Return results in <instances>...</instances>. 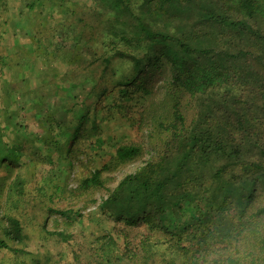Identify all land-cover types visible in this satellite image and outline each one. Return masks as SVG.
I'll return each mask as SVG.
<instances>
[{
	"label": "trees",
	"instance_id": "trees-1",
	"mask_svg": "<svg viewBox=\"0 0 264 264\" xmlns=\"http://www.w3.org/2000/svg\"><path fill=\"white\" fill-rule=\"evenodd\" d=\"M17 2L21 8L12 5ZM8 4L10 8L0 10V173L8 170V176L3 172L0 177L5 179L1 199L20 204L32 178L30 171L28 177L19 173L9 182L13 174L9 164L72 165L71 153L83 138L105 144L96 131L101 120H108L104 111L114 106L116 98L136 101L146 73L168 71L165 96L159 103L150 95L147 109L146 97L139 95L136 102L146 109L143 122L151 119V159L125 176L99 205L115 222L143 226L148 232L136 244L126 236V253L120 260L205 264L209 236L226 218H264V0H112L108 20L90 23L87 16L80 17V29L69 19L57 24L51 20L55 32L49 38L46 34L52 26L46 30L40 26L35 37L47 43L51 39L43 51L36 39L24 43L17 33L16 19L24 15V8L29 13L36 10L37 1ZM59 26L75 33L74 45L68 47L72 58H60L63 48L48 51L56 45L52 38L62 31ZM87 30L97 36L96 44L101 41L99 47L85 40ZM61 61L83 68L84 78L54 72ZM20 80L27 84L24 93L14 88ZM85 85L90 86L88 97L95 101L79 108V94L74 91ZM59 96L72 101L50 106ZM20 97L27 101L21 103ZM103 98H109L108 104L98 111ZM48 99L52 108L44 115ZM60 106L67 120L57 118ZM30 111L45 130L43 137L34 135L25 144L18 120L21 113ZM4 129L13 133L9 143ZM146 152L143 144L119 145L112 159L91 168L78 188L81 192L104 188L106 173ZM53 170L52 178L46 177L39 188L42 198L52 202L71 192L62 174L66 169ZM50 210L67 218L75 214ZM4 218L0 217V224L6 239L0 238V245L19 251L27 239L23 222L12 214ZM109 234L104 254L116 247Z\"/></svg>",
	"mask_w": 264,
	"mask_h": 264
},
{
	"label": "rangeland",
	"instance_id": "rangeland-1",
	"mask_svg": "<svg viewBox=\"0 0 264 264\" xmlns=\"http://www.w3.org/2000/svg\"><path fill=\"white\" fill-rule=\"evenodd\" d=\"M9 1L11 0H4L3 2H6L5 5L2 4V0H0V10L10 8L8 4ZM36 1V10L30 11L29 13L27 9L24 8V15L16 19V24L18 27L17 33L19 37L22 38L23 42L30 43L29 41L31 39H36V44L41 51L44 50L47 44H50L51 39H49L47 43L46 39L35 37L36 31H38L40 26L44 27V30L47 29V25L49 27L52 26V28L49 29L51 31H47L46 34L49 38V33L55 32L52 22L57 24L60 22L59 20L63 21L64 19H69L68 21L79 26L78 19L80 17L87 16L86 18L90 19V23L108 20L109 15L107 12L111 11L110 5L112 3V0ZM12 5L21 8L18 2ZM51 20L53 21L50 22ZM32 23L37 26L36 30H34L31 25ZM57 29H62L63 32H58V35L52 38L56 45L48 48L49 53L55 48H63L60 58H72L73 56L70 55L72 50H69L68 47H73L74 42L71 37H73L75 33H71L69 31L70 29H66L64 26H59ZM100 32L98 36H101ZM85 36H87L85 39L86 41L90 40L91 43L96 44L94 39L97 38V36H95L92 31L87 30ZM100 42H97V47L100 46ZM86 50L87 49H84V51ZM86 56V54L83 55V57ZM41 60L43 61L42 57ZM56 64L58 68L55 69L54 72H57L61 76L67 75L71 77L74 74L80 76L79 80L84 78L83 68H71L62 61L56 62ZM50 73L53 74V72ZM167 73L168 71L161 73L160 71H152L146 73L143 77L146 78L144 86L137 90L136 101L134 102H131V100H122L123 98H116L114 106L104 111L105 117H108V120H101L100 128L96 131L99 137L105 141V144L100 146L95 142L96 140L83 138L80 140L79 144L77 143L78 146L76 145L71 153L70 158L72 159V165H65V162L63 164L53 165L45 161H42V163L39 161L31 162L27 166H22L18 163L9 164L10 169L13 171V174L9 176V182H12L19 173L28 177L31 173L30 171H32V178L27 184L26 199L17 206H13V203H9L6 198L1 199L2 195L0 194V201H2L0 202V217L4 218L6 215L12 214L20 218L23 222L27 239L20 245L23 247V250L21 249L19 251L0 245V264H130L125 258H123V261L119 258L126 253L124 238L127 236L131 239V242L136 244L142 237L147 235L148 232L146 228L143 226L131 227L117 223L103 212L99 208V205L107 198L110 190H113L125 176L136 172L151 159L152 154L149 151H151L152 147L148 140L151 119L146 118L145 122H143L142 119L148 103L150 102H148V95L154 98L157 103L165 96L164 79ZM14 88L24 93L27 89V84L25 81L23 82L20 80L15 83ZM89 90V85L80 86L75 89L74 93L76 95L79 94V108H86L95 101L92 96L88 97L87 92ZM139 95H141V97H146L143 98V100L145 99L146 101L144 105L146 109L144 111L142 107L136 104ZM114 96L115 94H113L111 98ZM23 100H25V102L27 101L25 97H20L21 103ZM49 101L51 100L48 99L45 101L47 104H44L45 110L42 112L44 115H48L47 112L52 108L50 106H53V103L60 105L63 102L68 104L72 99L59 96L51 101L52 103H50V106L48 105ZM108 101L109 98H103L98 103V111L102 110L108 104ZM64 112L65 108L58 111L57 118L60 121L67 120V118H63ZM100 117L102 118L101 115ZM69 119L71 118L69 117ZM18 122L21 123V126L24 128V130L21 128V134L24 132L26 135L25 138H22L25 144L27 143V139L34 137V135H38L39 137L44 136L45 127L36 120L33 112L21 113ZM4 133L6 135L4 140H7L6 142L9 143V138L13 133L8 129H4ZM130 143L143 144L147 152L142 158L121 167L119 170L106 173L105 177L107 182L104 188H94L87 192L80 191L78 188L79 184L83 178L90 174L91 168L100 162L111 160V153H113L119 145ZM10 145L13 144L10 143ZM17 150H22V146H19ZM23 150L27 155H30L31 152H29L28 147L23 146ZM24 152L22 153L25 154ZM7 166L5 167L7 168ZM54 167L66 169V173L62 172V174H64V178L71 192L59 199L56 198L52 202L48 197L42 198V193H40L39 188L46 177L49 178L50 176L52 178ZM7 171L8 170L3 169V172L7 173ZM3 172L0 173V177L3 176ZM3 178H6V176ZM4 180L5 179H0V190L2 189ZM52 208L72 210L75 214L72 218H67L50 210ZM76 213H80V216H76ZM2 224L3 222L0 224V238H5ZM60 232L65 233L69 238L65 239L62 238V235L56 234ZM109 233L113 235L116 247L113 252L108 251L104 254L105 248H109L107 245L111 241V238H108L110 235ZM11 243L10 241V244ZM13 245L15 247L18 246L16 244Z\"/></svg>",
	"mask_w": 264,
	"mask_h": 264
},
{
	"label": "clouds",
	"instance_id": "clouds-1",
	"mask_svg": "<svg viewBox=\"0 0 264 264\" xmlns=\"http://www.w3.org/2000/svg\"><path fill=\"white\" fill-rule=\"evenodd\" d=\"M204 255L205 264H264V218H226Z\"/></svg>",
	"mask_w": 264,
	"mask_h": 264
}]
</instances>
